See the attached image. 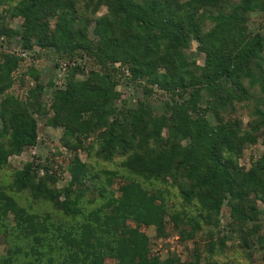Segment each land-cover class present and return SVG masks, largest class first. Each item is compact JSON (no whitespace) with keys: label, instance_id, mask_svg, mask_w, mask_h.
<instances>
[{"label":"trees","instance_id":"trees-1","mask_svg":"<svg viewBox=\"0 0 264 264\" xmlns=\"http://www.w3.org/2000/svg\"><path fill=\"white\" fill-rule=\"evenodd\" d=\"M12 1L0 0L7 6L0 38L19 37L21 48L16 55L0 45V175L10 157L36 146L38 119L61 129L67 159L26 162L9 186L0 182V264H200L198 254L190 262L153 255L143 228L166 238L169 220L186 240L204 223L215 235L223 210L232 218L227 232L239 233L244 249L255 245L248 235L264 222V152L248 170L239 158L258 141V127L242 130L224 116L235 103H249V89L258 86L263 97L254 114L264 126V0ZM6 18L19 19V27L9 28ZM192 42L202 66L188 58ZM31 51L27 64L20 54ZM43 56L55 61L47 86ZM63 65L64 78L54 82ZM132 84L149 97L167 95L164 114L145 101L115 106L116 87ZM46 87L52 90L44 99ZM259 137L264 147V133ZM79 151L94 152L93 162H82ZM94 163L104 166L94 170ZM65 172L70 179L58 189ZM23 193L78 222L28 211L14 197ZM216 238L224 246L229 236ZM257 246L264 248L263 235Z\"/></svg>","mask_w":264,"mask_h":264},{"label":"rangeland","instance_id":"rangeland-1","mask_svg":"<svg viewBox=\"0 0 264 264\" xmlns=\"http://www.w3.org/2000/svg\"><path fill=\"white\" fill-rule=\"evenodd\" d=\"M9 5H13L14 2L12 0H8ZM232 4H235L237 0H230ZM7 4V3H5ZM83 6V3H80ZM8 5V4H7ZM7 8L6 5H2L0 7V13L4 14V10ZM105 12V8H101L98 12V16L103 14ZM258 17L257 13L250 15V20L248 21V26L250 29H253L254 27V20ZM7 25L11 29H17L20 25L19 19H12L6 18ZM6 41L8 43H6ZM5 42V43H4ZM6 44V45H5ZM0 45L4 46H10L12 48V52L14 50H17L20 53L21 48V41L20 38H14V39H7L0 38ZM197 46L196 42H192L191 45V51L194 52L191 54L189 58L190 61L195 62L196 66H202L204 64V57L203 55H198L194 51ZM4 49V47H3ZM190 51V52H191ZM35 51L27 52L26 53V60L29 59V56L34 54ZM20 56H22L20 54ZM24 56V57H25ZM54 60L43 56L40 61V69H41V82L46 85L48 80L51 76V70L53 71L52 67L54 64ZM27 64H32L31 60L27 61ZM56 75L54 82L57 81ZM47 86V85H46ZM258 86H254L251 90L249 89V92L252 93V98L250 102H242V103H235V112L231 113L229 111L227 114H225V119H231V120H237L242 124L241 129H249L248 126L254 125L255 127H258L257 132L254 131V134L258 137L264 133V126L263 124L258 123V117L254 114L255 105H258V102L263 97V94L260 92ZM51 90L52 88L46 87L45 89V98H50L51 96ZM116 90L121 93L120 99L115 103V106L118 108L122 107L123 100L126 102L127 106H134L139 101H145L151 108L152 112L154 114H164V106L165 102H169V97L167 95L159 94L158 92H155L153 95L146 96L143 94L141 88L130 85H120L116 87ZM159 95H158V94ZM188 98V94L185 93L184 97L180 99V101H177L178 103L182 102V100H186ZM264 108V107H263ZM207 120L210 122V124H214V118L211 113L206 114ZM1 127V126H0ZM61 129H53L51 127H48L44 120L38 119V139L37 144L35 147L29 148L27 150H24L20 155L13 156L9 158V167L8 169H5L2 175H0V182L5 185L9 186L11 183V176L10 174H13L16 170L21 169L26 162H38L41 164H44L46 158H50L51 156H56L55 158L62 162L63 160L67 159L65 155L67 154V151L60 145V138H61ZM163 136L166 137L167 135V129L164 130ZM257 137V142L254 144H249L244 148V151L242 155L239 158V164L245 169L248 170L251 166V163L258 160L261 155L264 152V147L261 145V138ZM59 150V151H57ZM59 152L60 155L57 153ZM57 154V155H56ZM94 152H91L90 155L84 151H79L78 156L82 162L85 163H91L93 162ZM94 170H99L102 166V163H94ZM105 167H109L105 165ZM94 172V171H93ZM70 177L67 172L64 173L63 179L60 180L56 187L58 189H62L67 182L69 181ZM118 186H113L111 189L114 191H117ZM118 195V193H116ZM17 200L19 206H22L26 208L28 211L36 214H47L50 213L53 215L54 219H58L60 221H64L65 223L69 225H76L78 222V219H72L63 216L62 214L55 211L50 204L47 203H37L34 202V200L29 196V194H21L14 196ZM87 199H92V197L87 196ZM103 202V200H102ZM178 207V206H175ZM182 207V206H180ZM180 207L178 209L182 210ZM195 208V207H194ZM193 206H187L186 209L191 210L194 213ZM174 209V208H173ZM196 209V208H195ZM226 209V208H224ZM220 219V227L218 231L221 232L213 235V227L211 225H206L204 223H200L201 229L196 231V235L191 239L182 240L180 235L177 231L173 230L172 223L169 220H166V230L169 231V235L166 238H157L155 228L153 226L151 227H145L143 228L144 232L147 234V236L150 238V252L158 256L160 259H165L168 256H175L179 258L182 262H190L194 259L196 254L200 256L199 263L200 264H264V248L261 249L259 246L255 247L256 245V237L257 235H263L264 236V222L261 224V230L256 235H248L251 248L247 250L241 247V241H240V235L239 233H235L232 235L231 233L227 232L228 226L232 224V218L227 213V211L223 210L222 214L219 216ZM186 216L183 215L181 219L182 225L186 223ZM245 226H248L251 228L253 226L252 223L247 224ZM188 230H191V228L187 227ZM213 235V242H215V247L212 251L208 250L207 247V235L208 234ZM223 236H229V239H227L224 243V246L218 245L217 238H221ZM4 247L0 246V252H3ZM249 252V253H247ZM104 264H114L113 260L107 259L105 260Z\"/></svg>","mask_w":264,"mask_h":264},{"label":"built area","instance_id":"built-area-1","mask_svg":"<svg viewBox=\"0 0 264 264\" xmlns=\"http://www.w3.org/2000/svg\"><path fill=\"white\" fill-rule=\"evenodd\" d=\"M22 56L26 55V52L21 53ZM66 65H63L56 74L57 80L63 79L65 76ZM61 82V81H60Z\"/></svg>","mask_w":264,"mask_h":264}]
</instances>
